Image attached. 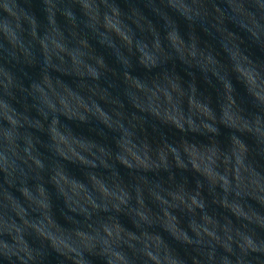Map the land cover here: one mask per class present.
Returning <instances> with one entry per match:
<instances>
[{
    "label": "clouds",
    "instance_id": "obj_1",
    "mask_svg": "<svg viewBox=\"0 0 264 264\" xmlns=\"http://www.w3.org/2000/svg\"><path fill=\"white\" fill-rule=\"evenodd\" d=\"M9 2L0 0V7H9ZM26 3L39 8L29 10L15 21L0 20V116L9 121L7 128L0 126V169L7 173L8 183L31 198L29 181L39 180L38 170L44 168L36 154L31 129L54 132L59 127L68 133L82 134L83 129L91 128L93 108L98 103L108 105L113 113L109 127L116 132L115 143L123 147L135 140L133 146L144 157L143 161L129 163L116 152L115 158L129 165L131 183L127 187L117 184L120 195L112 199L109 198L112 193L105 189V196L91 212L82 206L81 210L89 212L91 222L74 221L65 229L62 235L67 244L57 248L61 253L57 264H264V234L258 235L246 227L232 230L225 225L223 236L212 232L210 238L201 236L195 241L184 237L193 247L186 256H181L163 231L150 230L159 225L180 239L164 218L158 214L149 218L130 203L135 200L142 205L146 190L162 205L177 207L182 199L178 195L182 185L177 176L183 177L184 173L172 166L169 157L179 163L187 138L201 134L216 136L221 124L231 129L228 138L233 147L222 153L226 170L230 165L235 168L231 192L236 197H242L249 189L264 193V175L256 172L248 159L251 152L264 160V75L257 74L259 84L252 100L255 111L240 115V105L229 97L227 109L237 115L238 122L228 117L227 109L209 107L206 98L200 105L193 103L197 96L195 76L202 71L206 51L200 42L205 37L216 40L228 52L231 62L247 60L239 41L247 38L264 44V0H26ZM77 5L83 9L82 16L77 14ZM60 23L70 39L86 43L90 37L103 52L93 55L91 67L63 69L72 77L68 97L38 109L40 119L33 121L11 109L5 97H12L17 89L25 96L31 95V89L36 87L32 69L45 76L52 70L49 58L38 55L37 45L51 39ZM66 51L71 64L80 63L71 50ZM5 63L18 70L22 79L9 71ZM224 83L230 90V83L227 80ZM112 90H116L115 96ZM170 112L180 113L181 118L168 115ZM172 126L177 135L169 142L165 128ZM245 133L250 134L252 143L238 138V134ZM157 137L163 148L151 146ZM144 169H152L153 176L142 174ZM162 193L172 199L165 200ZM261 200L264 201V195ZM200 207H204L202 201ZM100 211L108 214L107 218L98 215ZM122 212H135L139 217L133 221L135 232L114 226L115 215ZM92 213H97L94 219ZM260 226L264 228V222ZM217 244L222 245V253L217 252ZM0 253L10 260L15 257L12 264L17 260L20 264H39L45 249L43 245L30 248L21 240L11 246L0 242Z\"/></svg>",
    "mask_w": 264,
    "mask_h": 264
},
{
    "label": "water",
    "instance_id": "obj_2",
    "mask_svg": "<svg viewBox=\"0 0 264 264\" xmlns=\"http://www.w3.org/2000/svg\"><path fill=\"white\" fill-rule=\"evenodd\" d=\"M9 7H0V20L15 21L29 10L38 9L39 5H29L26 0H10ZM76 10L78 16L83 15V9L79 5ZM239 44L240 51L247 60L231 62L228 52L218 41L205 37L200 42V46L206 51L202 57V71H198L195 76L197 96L193 99L194 104L200 105L206 98L210 102L209 107L220 110L227 109V105L234 100L242 109L240 115L256 110L252 100L254 89L259 84L257 74L264 75V44L249 41L247 38H243ZM37 49L38 55H46L54 67L46 76L32 69L36 87L31 89V95L25 96L17 89L12 97H5L11 109L33 121L40 119L38 109H43L49 103H58L61 97H68L72 77L62 71L63 69L91 67L94 64L93 55L103 52L99 44L90 37L86 43L70 39L63 23L59 24L58 32L51 39L39 43ZM66 49L71 50L80 63L71 64ZM5 67L9 68L7 63ZM9 71L22 79L18 70L9 68ZM225 80L230 83V90L225 88ZM24 83L27 85L26 80ZM112 95H116V90H112ZM227 111L228 117L238 122L237 115L231 109ZM93 113L91 128L83 129L82 134L68 133L59 127L54 132L31 129L36 154L44 164V168L38 170L39 180L29 181L31 198L9 184L6 180L7 173L0 169V193H4L0 195V201H3L0 204V212L3 213L0 217V228H3L0 231V242L11 246L22 240L30 248L43 245L45 256L39 264H57V258L61 255L57 248H63L67 244L62 233L74 221L81 224L85 221L91 222L89 212L95 204L101 202L105 189L112 193L109 197L112 199L120 195L117 184L127 187L131 183L129 165L116 159V152L119 151L129 163L144 160L142 153L133 146L137 141L133 140V143L123 147L115 143L113 137L116 132L109 127L114 117L108 105L98 103L94 106ZM168 115L181 118L180 113L170 112ZM8 123L6 116H0V126L7 128ZM219 127L221 131L216 136L201 134L187 138L179 163L169 157L172 166L177 171L182 169L184 173L183 177L177 176V182L182 185V190L178 193L182 199L177 207L162 205L160 200L146 190L142 195V205L139 201H130L134 208L144 211L149 218L157 214L164 218L168 227L180 239L169 235L159 225L150 230L163 231L181 256H186L193 247L184 241V237L188 241H195L201 236L210 238L209 233L212 232L223 236L225 225L232 230H244L246 227L258 235L264 234V228L260 226L264 222V201L261 200L264 193H260L258 189H249L242 197H236L231 192L230 185L235 178V168L230 165L229 170H226L222 157L224 151H230L233 147L228 138L231 129L223 124ZM99 129L103 131L100 132ZM165 132L169 142L177 135L174 126L166 127ZM238 138L247 144L252 143L250 134H238ZM151 146L163 148L158 137L152 141ZM149 156L155 158L152 152H149ZM248 159L256 172L264 175V160L251 152ZM142 174L151 178L153 171L144 169ZM161 175H164L162 171ZM168 187L174 188L175 185ZM162 195L165 200L172 199L167 193ZM201 201L203 208L200 207ZM82 206L89 212L81 210ZM74 208L77 211H73ZM96 215L97 213H92V218ZM98 215L107 218L108 214L100 211ZM134 219H139L135 212L119 213L114 217V226L135 232L137 228ZM41 220L43 224L40 223ZM38 229H43V232ZM204 229L208 231L205 232ZM80 231L83 232L84 228L81 227ZM216 247L218 253L224 251L222 245L217 244ZM14 259L15 257L12 258ZM12 260L0 253L3 264H12ZM16 264L20 262L17 260Z\"/></svg>",
    "mask_w": 264,
    "mask_h": 264
}]
</instances>
